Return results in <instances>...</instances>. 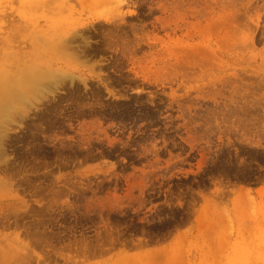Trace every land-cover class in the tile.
<instances>
[{"label": "rangeland", "instance_id": "obj_1", "mask_svg": "<svg viewBox=\"0 0 264 264\" xmlns=\"http://www.w3.org/2000/svg\"><path fill=\"white\" fill-rule=\"evenodd\" d=\"M24 1L0 0V87L40 70L64 80L25 117L0 110V264L264 253V0H28L50 42L88 37L84 66L26 33L10 43ZM8 51L42 63L9 72Z\"/></svg>", "mask_w": 264, "mask_h": 264}, {"label": "bare ground", "instance_id": "obj_2", "mask_svg": "<svg viewBox=\"0 0 264 264\" xmlns=\"http://www.w3.org/2000/svg\"><path fill=\"white\" fill-rule=\"evenodd\" d=\"M26 2L28 0H25ZM21 2L23 4V8L18 12L19 15V25L16 28L6 29V32L11 31V34H8V39L11 44L15 43H22L24 41V34H27L28 39H31V46H39L36 47L37 49L40 47H46V53L49 52H55L56 54H60L63 57V61L66 65H71L75 62L81 63V65L88 63L90 58L89 55H87V49L90 46V41L88 40V37H84L81 33L73 34L71 36L66 35L59 37L57 39V42H50L48 38H44L47 33H52L51 30L54 31L51 27H45V25H41V21L46 19L49 14L43 13V17H41V13L38 14L35 12V10L32 11L30 7H32V4L29 2ZM65 2L67 0H47L44 2V0H33V4L38 3V7H40L42 10L49 9L52 5H54L56 2ZM81 4L85 3L86 0H79ZM95 3H108V0H93ZM127 0H120L119 5L125 4ZM29 3L30 7L27 5ZM44 4V5H43ZM113 4V3H112ZM35 5V6H36ZM41 5V6H40ZM43 5V6H42ZM33 7L36 9V7ZM40 8H38L40 10ZM30 11V13H29ZM32 11V13H31ZM8 14L11 12H7ZM29 13V16H26V14ZM2 14V13H1ZM34 16H30L33 15ZM37 14V16H35ZM7 15V14H6ZM8 17V16H7ZM4 19V17H3ZM7 19V18H6ZM3 23L0 22V25ZM4 24L8 25L10 22ZM1 29H3L1 27ZM12 32H15L12 34ZM69 36V37H68ZM48 37V35H47ZM80 38L82 44L75 46L76 40ZM15 44V45H18ZM86 47H88L86 49ZM91 50V49H90ZM89 51V50H88ZM91 56V55H90ZM26 57L20 54H14L11 51H8L5 53V64H9V72L19 73V75L25 73L24 70H22L25 66V62H35V63H42L40 62L41 58H37L35 61H26ZM92 59V58H91ZM88 60V62L86 61ZM96 65L99 66V63ZM95 64H92L89 66L91 70H93L96 67ZM84 66V65H83ZM102 66V65H101ZM40 79L37 77V73L32 72L31 75H29L32 78V81H29L27 79V76L24 80L20 79V81H17V77L13 76L10 77L9 80H5L0 87V110H2L5 114L7 112V117L9 121H13L16 119V114L19 112H23L24 117L27 116V111H25L27 108L25 105V101L28 102L29 107L36 106L35 104H40L43 102V100H46L47 98L43 95L45 92V83L46 82H52L54 85H58L59 83H62L64 78H61L60 76H55L52 73L48 72H42ZM24 75V74H23ZM26 75V74H25ZM44 79L43 81H41ZM13 80V81H12ZM40 95H43V98H40ZM23 100V101H22ZM5 119V118H4ZM4 119H0V123L4 121ZM7 127L4 124H0V156H2L4 153H6V146L5 142L10 137H7ZM264 192V189L262 190ZM121 258H123L125 261H127L126 255H119ZM149 258H154V255L152 254ZM122 261V260H121ZM123 263V262H120ZM264 264V253H258V252H248L243 251L242 253L238 254L237 260L233 264Z\"/></svg>", "mask_w": 264, "mask_h": 264}]
</instances>
